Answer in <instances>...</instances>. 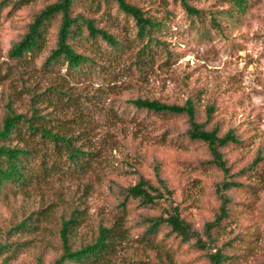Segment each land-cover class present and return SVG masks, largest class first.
Instances as JSON below:
<instances>
[{"label": "rangeland", "instance_id": "1", "mask_svg": "<svg viewBox=\"0 0 264 264\" xmlns=\"http://www.w3.org/2000/svg\"><path fill=\"white\" fill-rule=\"evenodd\" d=\"M51 1L22 0L0 10V116L8 97L17 110H24L31 94L48 90L37 102L48 111L47 122L74 133L93 150V158L85 172L72 170L61 160L60 169L33 182L26 193L1 196L0 240L4 229L30 209L45 206L51 211L43 220V231L15 263L35 264L41 255L42 264H51L60 251L59 214L67 215L72 208L82 216L76 242L89 240L99 223H109L120 212L123 188L139 176L153 184L163 179L173 202L183 207L199 232L214 217L220 201L216 187L224 172L208 161L204 142L187 137L186 115L148 112L130 102L148 97L169 103L191 98L196 119L206 128L216 125L222 133L233 127L245 137L242 143L223 148L229 173L252 187L228 191L233 220L221 237H238L235 243L245 257L237 264H264V167L239 173L258 152L264 155V0H249L240 13L231 0H190L201 9L199 16L189 13L180 0H127L162 21L159 37L165 47L156 46L149 60L137 52L141 41L132 18L112 2L92 14L123 47L116 50L99 40L103 50H95L90 41H81L78 48L92 54L94 61L76 72L65 64H42L54 42L55 22L46 46L35 57L17 60L8 55L33 14ZM212 14L219 26L210 20ZM207 105L212 106L210 113ZM130 206L128 239L118 246L113 264H166L160 252L167 247L171 264H209L204 250L179 242L166 229L157 236L165 245L142 241L139 220L156 214L159 207L136 201Z\"/></svg>", "mask_w": 264, "mask_h": 264}, {"label": "trees", "instance_id": "2", "mask_svg": "<svg viewBox=\"0 0 264 264\" xmlns=\"http://www.w3.org/2000/svg\"><path fill=\"white\" fill-rule=\"evenodd\" d=\"M21 2L0 0V10L5 4L16 6ZM112 2L116 4L117 11L132 18L136 27L135 35L141 41L137 51L141 59L149 60L156 46L165 47V40L159 37L162 21L145 15L139 6L127 0H53L33 14L25 31L10 45L9 57L17 60L35 57L46 46L49 28L55 22L54 42L48 48L42 64L45 67L65 64L69 71H79L84 64L94 61L92 54L78 48L81 41H90L95 45V50H103L99 40L116 50L123 47L124 43L113 32L96 24V17L92 14L93 10L106 9ZM180 2L189 13L196 16L201 14V9L192 5L190 0ZM231 2L233 9L240 13L247 8L249 0ZM80 6L88 10L87 13ZM210 20L219 26L215 15L212 14ZM50 88L51 85L47 89ZM47 91L31 94L24 110H17L11 97L5 103V110L0 116V199L9 193H26L33 182L60 169L61 160L68 168L79 172H85L90 167L93 150L86 147L83 141H77L74 133L59 130L47 122L50 119L48 111H44L43 106L37 103L41 94ZM130 102L148 112L186 115L189 124L185 130L187 137L204 142L209 150L208 161L224 172V177L216 187L220 199L218 211L212 219L204 222L199 232L183 214V207L173 202L171 189L163 179L159 178V183L153 184L149 179L139 176L134 183L123 188V196L118 204L120 212L109 223H99L89 240L80 239L76 242L77 230L82 221L79 209L72 208L67 215L60 213L57 229L60 251L51 264H113V255L118 246L128 239L130 204L133 201L140 206L159 207L156 214H145L139 220L143 227L140 234L142 241L165 245L162 238L157 236L166 229V234H173L179 242L204 250L209 264L242 263L245 253L238 250V243H235L238 237L234 235L224 239L221 236L228 222L233 220L228 191L249 188L252 184L229 173L223 148L242 143L245 137L233 127L222 133L216 125L206 128L203 122L196 119L195 103L191 98L183 103H169L157 98L135 97ZM211 110L212 106L207 105L206 112L210 113ZM263 167L264 155L258 152L248 164L240 168L239 173L258 171V168ZM50 213L45 206L32 208L4 229L3 239L0 240V264H16L18 255L37 237L36 233L43 231V220ZM160 253L166 264L172 263V251L168 247ZM35 264H42L41 255L36 257ZM147 264L154 262L149 261Z\"/></svg>", "mask_w": 264, "mask_h": 264}]
</instances>
